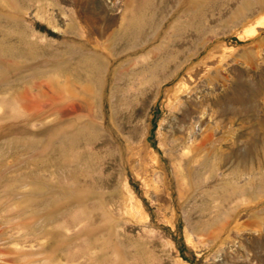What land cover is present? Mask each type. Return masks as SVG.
I'll use <instances>...</instances> for the list:
<instances>
[{"label":"rangeland","instance_id":"obj_1","mask_svg":"<svg viewBox=\"0 0 264 264\" xmlns=\"http://www.w3.org/2000/svg\"><path fill=\"white\" fill-rule=\"evenodd\" d=\"M0 264H264V0H0Z\"/></svg>","mask_w":264,"mask_h":264}]
</instances>
